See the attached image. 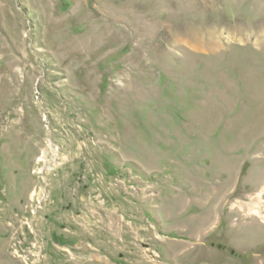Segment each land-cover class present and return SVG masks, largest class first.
Listing matches in <instances>:
<instances>
[{
  "label": "rangeland",
  "instance_id": "374dc122",
  "mask_svg": "<svg viewBox=\"0 0 264 264\" xmlns=\"http://www.w3.org/2000/svg\"><path fill=\"white\" fill-rule=\"evenodd\" d=\"M0 264H264V0H0Z\"/></svg>",
  "mask_w": 264,
  "mask_h": 264
}]
</instances>
